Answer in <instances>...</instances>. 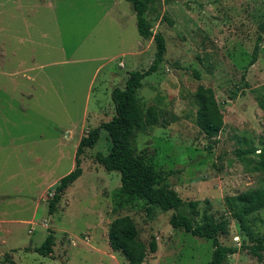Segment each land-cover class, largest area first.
<instances>
[{"label":"rangeland","instance_id":"obj_1","mask_svg":"<svg viewBox=\"0 0 264 264\" xmlns=\"http://www.w3.org/2000/svg\"><path fill=\"white\" fill-rule=\"evenodd\" d=\"M161 1L148 17L166 39L165 61L137 100L167 124L138 131L134 148L173 172L166 184L183 200L181 213L198 224L205 214L227 221L220 242L239 251L225 264H264V252L259 260L249 250L264 245V209L252 216L250 237L225 203L264 189V172L250 171L258 156L235 154L264 143V0ZM258 43V60L248 67ZM155 52L125 0H0V264L6 254L16 264H128L108 240L122 216L133 219L147 247L157 240L143 264L212 260L210 240L174 230L173 211L124 193L121 174L98 163L112 145L105 129L81 157L82 176L49 214L53 187L74 170L81 138L115 116L112 90L125 86L129 72L147 69ZM199 86L214 89L224 115L216 138L196 125ZM50 232L53 255L32 251Z\"/></svg>","mask_w":264,"mask_h":264},{"label":"trees","instance_id":"obj_2","mask_svg":"<svg viewBox=\"0 0 264 264\" xmlns=\"http://www.w3.org/2000/svg\"><path fill=\"white\" fill-rule=\"evenodd\" d=\"M131 4L137 21L139 35L146 39H154L156 52L151 65L144 70L131 71L123 88L115 87L111 98L115 107V116L107 123L90 130L80 140L76 151L75 168L62 177L53 187L52 198L48 201L49 214L56 213L58 204L66 190L73 185L83 174L82 155L88 148H93L99 141L101 130L108 132L111 149L107 155L98 153L96 159L108 172L121 174V186L124 193L144 199L151 205L158 206L162 211H173L170 225L174 230H182L194 237L210 240L213 246V257L208 264H225L230 255L238 253L236 247H228L220 242L219 235L227 234L228 223L225 220L216 221L212 216L205 214L203 222L198 224L192 218L180 212L184 202L178 193L166 184L168 176L173 172L165 173L154 162L137 154L134 148L136 133L144 130L148 125H166L160 120L158 110L150 107L147 112L139 105L137 93L143 86L145 78L157 73L165 61L167 43L163 34L153 33V26L148 15L159 11L161 0H125ZM165 20L172 24L168 18ZM259 31L264 34V22L259 25ZM262 36L259 37L261 42ZM260 43L255 46L252 59L248 67L253 66L259 57ZM194 75L199 78L195 71ZM198 106L196 125L207 138H216L224 128V115L217 101L214 89L199 86L195 93ZM259 105L264 113V96H260ZM237 157L257 155L252 164V173L264 172V143L262 148L251 145L235 152ZM225 203L231 216L238 222L240 228L252 237L251 218L264 209V189L252 190L236 196L226 197ZM196 206V203H192ZM138 228L130 216L118 217L112 221L108 233V240L113 251L122 254L128 264H143L149 253L158 250L155 238L147 247L138 239ZM55 236L50 232L41 246L32 251L44 257L54 253ZM30 251V248H27ZM253 256L263 259L264 245L249 247ZM6 264H16L13 258L5 255Z\"/></svg>","mask_w":264,"mask_h":264},{"label":"crops","instance_id":"obj_3","mask_svg":"<svg viewBox=\"0 0 264 264\" xmlns=\"http://www.w3.org/2000/svg\"><path fill=\"white\" fill-rule=\"evenodd\" d=\"M73 169V168H72Z\"/></svg>","mask_w":264,"mask_h":264}]
</instances>
